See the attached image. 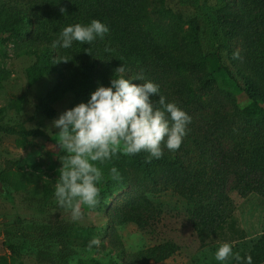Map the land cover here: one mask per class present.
Listing matches in <instances>:
<instances>
[{"label": "trees", "instance_id": "obj_1", "mask_svg": "<svg viewBox=\"0 0 264 264\" xmlns=\"http://www.w3.org/2000/svg\"><path fill=\"white\" fill-rule=\"evenodd\" d=\"M160 1L0 0V25L10 33L28 32L26 42L33 52L67 58L68 62L57 61V66L68 74L89 68L99 81L111 86L115 70L124 64L126 78L145 77L134 83L159 85V94L151 97L154 104L158 106L159 95H163L191 117L179 150L165 147L164 156L150 164L151 177L176 186L189 204L188 214L202 243L193 263L247 264L250 255L252 264H263L264 233L250 243L245 240L228 192L241 197L255 193L264 199V135L243 126L234 132L229 124L234 113L204 104L211 100L212 89L217 93L224 85L234 86L250 101L236 112L264 117V0H236L222 15L202 13L195 35L180 26H160L153 19ZM191 2L199 4V0ZM92 20L108 26L103 40L97 38L91 45L73 42L68 49L52 47L63 28L88 25ZM237 38L246 40L240 51ZM37 40L41 43H35ZM237 51L239 59L233 57ZM132 157L135 162L148 163L145 153ZM226 228L233 240L242 241L233 246L241 260L234 256L223 262L215 259L221 244L214 240ZM70 230L65 224L58 225L51 237L60 249L56 253L39 251L35 264H66L70 253L65 239ZM0 264H9L7 258L1 256Z\"/></svg>", "mask_w": 264, "mask_h": 264}, {"label": "rangeland", "instance_id": "obj_2", "mask_svg": "<svg viewBox=\"0 0 264 264\" xmlns=\"http://www.w3.org/2000/svg\"><path fill=\"white\" fill-rule=\"evenodd\" d=\"M191 1L162 0L153 19L160 26H180L195 35L202 13L222 15L236 2L199 0L196 5ZM0 31V257L9 264H35L39 251L60 249L51 234L65 224L71 228L65 239L70 253L66 264H195L202 243L190 220L189 204L176 186L151 177L150 163L135 162L122 152L96 162L103 173L97 207H83V218L74 221L69 210L58 206L55 184L67 153L57 143L59 129L53 121L87 103L99 86L110 85L89 68L81 73L62 71L57 66L59 54L31 51L28 32L10 33L1 25ZM236 41L240 51L246 40ZM211 93L204 105L234 113L229 119L234 132L243 126L264 135V117L236 112L250 104L244 91L224 85ZM213 115L218 119L217 113ZM113 167L122 177L119 181L111 179ZM228 193L245 240H257L264 233V199L255 193L247 197ZM93 237L101 244L89 250ZM233 237L226 228L214 242H242Z\"/></svg>", "mask_w": 264, "mask_h": 264}, {"label": "clouds", "instance_id": "obj_3", "mask_svg": "<svg viewBox=\"0 0 264 264\" xmlns=\"http://www.w3.org/2000/svg\"><path fill=\"white\" fill-rule=\"evenodd\" d=\"M108 33V26L99 20L88 25L77 23L63 28L52 47L68 49L73 42L91 45ZM233 57L239 59V51ZM60 61L68 62L67 58ZM126 73L123 64L115 70L110 87L99 86L87 103H80L53 121V127L59 129L57 143L67 153L61 158L54 195L58 206L69 210L74 221L83 218V207L94 209L99 204L98 184L103 173L96 162L104 163L118 152L128 156L145 152L146 162L150 163L162 158L165 147L173 152L179 150L187 135L191 117L163 95H159L158 106L154 104L151 97L159 94V85L151 81L134 83L145 77L137 74L126 78ZM110 175L113 180L122 178L115 167ZM100 244L101 240L93 237L88 248ZM233 246L234 242L222 243L215 259L223 262L234 256L241 260L238 253H233ZM247 264H252L250 255Z\"/></svg>", "mask_w": 264, "mask_h": 264}]
</instances>
